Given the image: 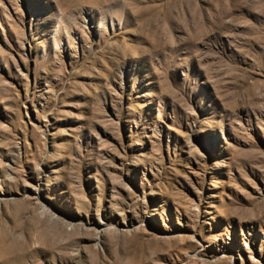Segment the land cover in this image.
<instances>
[{"label": "rangeland", "instance_id": "obj_1", "mask_svg": "<svg viewBox=\"0 0 264 264\" xmlns=\"http://www.w3.org/2000/svg\"><path fill=\"white\" fill-rule=\"evenodd\" d=\"M0 264H264V0H0Z\"/></svg>", "mask_w": 264, "mask_h": 264}]
</instances>
